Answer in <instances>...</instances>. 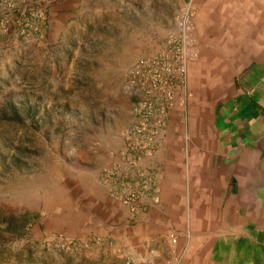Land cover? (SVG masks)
I'll list each match as a JSON object with an SVG mask.
<instances>
[{
  "label": "rangeland",
  "instance_id": "374dc122",
  "mask_svg": "<svg viewBox=\"0 0 264 264\" xmlns=\"http://www.w3.org/2000/svg\"><path fill=\"white\" fill-rule=\"evenodd\" d=\"M176 3L0 0V264H95L124 75L191 5Z\"/></svg>",
  "mask_w": 264,
  "mask_h": 264
},
{
  "label": "crops",
  "instance_id": "0c3cea01",
  "mask_svg": "<svg viewBox=\"0 0 264 264\" xmlns=\"http://www.w3.org/2000/svg\"><path fill=\"white\" fill-rule=\"evenodd\" d=\"M187 1L199 50L187 101L138 161L152 181L137 211L100 204L95 264H264V0Z\"/></svg>",
  "mask_w": 264,
  "mask_h": 264
},
{
  "label": "built area",
  "instance_id": "2783aa9c",
  "mask_svg": "<svg viewBox=\"0 0 264 264\" xmlns=\"http://www.w3.org/2000/svg\"><path fill=\"white\" fill-rule=\"evenodd\" d=\"M198 56L193 10L185 3L176 12L174 29L158 48L136 58L125 72L131 96L130 122L122 133L121 145L111 152L103 179L111 198L130 211H137L152 181L151 176L138 167V161L151 155L160 145L171 108L185 105L188 64ZM170 238L176 242L173 234ZM69 244L63 246L69 248ZM162 264H179V260L165 259Z\"/></svg>",
  "mask_w": 264,
  "mask_h": 264
}]
</instances>
